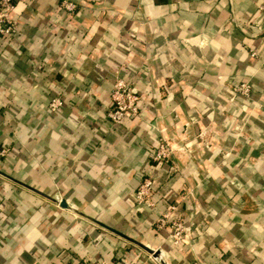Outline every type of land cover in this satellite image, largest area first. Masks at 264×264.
Instances as JSON below:
<instances>
[{"label":"crops","instance_id":"0c3cea01","mask_svg":"<svg viewBox=\"0 0 264 264\" xmlns=\"http://www.w3.org/2000/svg\"><path fill=\"white\" fill-rule=\"evenodd\" d=\"M12 14L0 264H264V0H16ZM118 77L139 100L117 124ZM158 138L173 150L164 163L151 160ZM145 176L152 206L132 199Z\"/></svg>","mask_w":264,"mask_h":264},{"label":"built area","instance_id":"2783aa9c","mask_svg":"<svg viewBox=\"0 0 264 264\" xmlns=\"http://www.w3.org/2000/svg\"><path fill=\"white\" fill-rule=\"evenodd\" d=\"M16 0H0V37L9 38L15 34V18L12 14ZM64 8L68 11H74L76 4L73 2H64ZM235 91L246 96L250 94V85L243 82L235 87ZM139 96L134 92L130 82L122 77L116 78L111 90V108L107 113L108 118L113 123H121L127 115H136L138 113ZM63 102L59 96H53L49 103L48 109L50 112L56 113L62 107ZM8 149L0 146V157L6 155ZM172 148L162 138H158L156 145L151 153L153 163H164L170 159ZM154 187V179L150 176L142 178L140 184L133 193V201L138 205H154L152 192ZM57 200L60 198L56 197ZM167 220V215L160 219L159 224H164ZM171 234L175 239L183 240L187 227L181 219H175L171 222ZM68 264V263H63Z\"/></svg>","mask_w":264,"mask_h":264},{"label":"water","instance_id":"95a60500","mask_svg":"<svg viewBox=\"0 0 264 264\" xmlns=\"http://www.w3.org/2000/svg\"><path fill=\"white\" fill-rule=\"evenodd\" d=\"M15 181H16V180H15ZM16 182H18V183H20V184L26 186L27 188H29V189H31V190H33V191L38 192V193L41 194V195H44V196H46V197H48V198H50V199H53L56 203H58V205H59L61 208H66V209H69V210H71V211H73V212L80 213V212H79L78 210H76L75 208H72L71 206H69V204L67 203V201H66L64 198H60V200H57L56 198H51V197L47 196L46 194H43L42 192L36 190L35 188H33V187H31V186H29V185H27V184H24V183L19 182V181H16ZM97 223L100 224L101 226L105 227V228L108 229L109 231H111V232L117 234L118 236H120V237H122V238H124V239H126V240H128V241H130V242H132L133 244L139 246L140 248H142V249L145 250L146 252L150 253L152 256L157 257V258L160 256V253H159L158 250H155L154 248H152V247H150V246H148V245H146V244H144V243H142V242H140V241H138V240H136V239H134V238H132V237L126 235V234H124L123 232H121V231H119V230H116V229L113 228V227H110V226L105 225V224L100 223V222H97Z\"/></svg>","mask_w":264,"mask_h":264},{"label":"trees","instance_id":"16d2710c","mask_svg":"<svg viewBox=\"0 0 264 264\" xmlns=\"http://www.w3.org/2000/svg\"><path fill=\"white\" fill-rule=\"evenodd\" d=\"M159 1H161V0H159ZM162 1H166V0H162ZM187 1H189V0H187ZM71 264H84V262L83 261H81V260H75L73 263H71Z\"/></svg>","mask_w":264,"mask_h":264}]
</instances>
